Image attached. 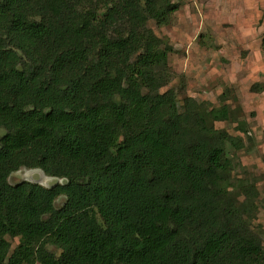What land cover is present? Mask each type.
I'll list each match as a JSON object with an SVG mask.
<instances>
[{"label":"trees","instance_id":"16d2710c","mask_svg":"<svg viewBox=\"0 0 264 264\" xmlns=\"http://www.w3.org/2000/svg\"><path fill=\"white\" fill-rule=\"evenodd\" d=\"M179 6L0 0V264H264L221 184L246 146L215 123L250 142L241 107L164 89L172 47L147 22ZM22 167L66 181L9 183Z\"/></svg>","mask_w":264,"mask_h":264},{"label":"rangeland","instance_id":"374dc122","mask_svg":"<svg viewBox=\"0 0 264 264\" xmlns=\"http://www.w3.org/2000/svg\"><path fill=\"white\" fill-rule=\"evenodd\" d=\"M179 8L166 24L148 20L147 26L172 47L166 67L178 103L185 95L220 104L228 90L229 109L239 105L251 141L239 133L234 122H216L217 127L242 136L245 148L227 144L232 176L222 187L237 197L243 216L264 245V0H179ZM236 97V100L233 99ZM30 180L45 186L64 183L65 178L47 176L39 168H20L8 182ZM64 196L55 200L59 207ZM17 238L12 240V247ZM54 250V248H53Z\"/></svg>","mask_w":264,"mask_h":264}]
</instances>
